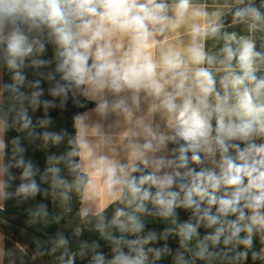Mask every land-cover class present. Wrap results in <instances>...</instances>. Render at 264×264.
<instances>
[{"label":"clouds","instance_id":"obj_1","mask_svg":"<svg viewBox=\"0 0 264 264\" xmlns=\"http://www.w3.org/2000/svg\"><path fill=\"white\" fill-rule=\"evenodd\" d=\"M69 102L72 131H35L29 108L47 128ZM10 131L66 148L41 171ZM41 184L95 203L78 215L99 239L33 259L264 264V0H0V197Z\"/></svg>","mask_w":264,"mask_h":264},{"label":"trees","instance_id":"obj_2","mask_svg":"<svg viewBox=\"0 0 264 264\" xmlns=\"http://www.w3.org/2000/svg\"><path fill=\"white\" fill-rule=\"evenodd\" d=\"M26 71L29 80L38 78L31 69ZM3 79L6 82H10V72L6 68L4 69ZM42 86L45 89L49 87L47 82L43 83ZM44 98L50 99L47 94H45ZM24 106H28L27 101H24ZM18 108L19 105L17 104ZM75 111L76 109L73 108L71 102H69L66 111L60 108L51 109L50 113L54 119V125L47 128L37 125L38 119L42 116V111L33 113L29 108V115L32 117V126L37 133L59 131L62 127L72 131L71 117ZM12 115L15 116L16 113L13 112ZM17 134L21 136L22 146L26 148L25 159H30L41 171L45 167L46 157L50 152L61 153L66 148V144L59 147L51 146L50 144L46 146L42 139L30 142L25 139L26 131L19 133L10 131L5 139L10 140ZM10 150L11 144H9V154H11ZM4 162H9L8 157H5ZM61 167L64 168V175H68L67 168L64 165H61ZM20 172L21 169H10V174L16 177L15 180H8V176H4V180L9 185L5 191L15 193L16 187L21 182L19 179ZM36 180L40 183L39 175ZM41 189V193L34 198L23 199L15 195H9L8 198L0 199V236L3 237L4 245L3 264H57L56 257L59 252L33 259L34 251L38 246L42 249L50 250L61 235L69 240V244L73 249L79 245L81 240L91 241L99 239V233L93 230L97 219L92 217L82 220L78 215L82 203L75 192L70 193V200L64 201L47 184H41ZM115 207V205L108 207L105 214L111 217ZM180 215L182 220L188 218V213L186 212L181 211ZM150 227L163 228L164 225L153 224ZM77 228L83 230V234L80 237L74 234ZM100 243L102 250L108 253L109 248L105 246V242L100 240ZM170 243L173 248L176 246L175 241H170ZM78 264H82V262H78ZM157 264H170V259L159 261Z\"/></svg>","mask_w":264,"mask_h":264},{"label":"crops","instance_id":"obj_3","mask_svg":"<svg viewBox=\"0 0 264 264\" xmlns=\"http://www.w3.org/2000/svg\"><path fill=\"white\" fill-rule=\"evenodd\" d=\"M207 2L209 4H212L213 0H207ZM220 2H222V0H220ZM229 30H232V29H229ZM2 179H4V177H2ZM0 199H3V197H0ZM81 207H91L93 210H95L97 206L95 203H86V204H83ZM3 256H4L3 237L0 236V264H3ZM249 264H251V262H249Z\"/></svg>","mask_w":264,"mask_h":264}]
</instances>
